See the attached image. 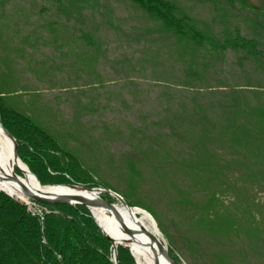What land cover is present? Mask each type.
I'll use <instances>...</instances> for the list:
<instances>
[{"label": "rangeland", "instance_id": "374dc122", "mask_svg": "<svg viewBox=\"0 0 264 264\" xmlns=\"http://www.w3.org/2000/svg\"><path fill=\"white\" fill-rule=\"evenodd\" d=\"M245 1L260 14L255 16L249 9L241 13L238 0L234 7L225 2L214 5L212 0H181V4L219 41L225 31L233 36L238 29L248 38L258 37L264 49V0ZM73 4L77 13L72 12V22L63 26L65 17H55L53 0H0V81L7 87L10 102L59 138L96 180L107 183L115 191L109 190L121 197L129 181L123 161L134 159L144 178L134 182L132 197L156 210L165 233L147 210L135 207L152 217L159 237L174 250L178 264H264L262 174L246 183L239 174L247 175L248 166L224 170L236 176L235 186L228 179L212 185L211 175L205 174V180H210L204 187L215 188L218 208L237 204L242 225L241 230L231 226L227 233L215 232L210 238L198 230L202 185L178 171L177 182L172 184L173 164H158L145 152L147 143L154 148L171 147L168 143L174 141V120H190L195 102L217 103L240 91L239 95L255 106L259 99L264 100V73L254 66L239 68L236 55L230 51L216 52L206 56L209 65L202 82L185 87L181 84L186 77L184 67L170 43L129 1L74 0ZM215 7L226 14L222 22ZM81 30L93 33L99 42V51L94 49L96 59L95 55L83 59L90 50L77 39ZM72 31L75 38H71ZM75 53L82 65L80 59L72 58ZM247 81L259 85L258 91L247 88ZM155 138H160V144H151ZM210 143L207 152L213 149ZM201 147L205 149L206 143ZM191 148L182 142L173 150L181 156L177 159H190L195 155ZM262 153L264 158V150ZM237 158L241 157L234 154L233 159ZM153 165H160L168 176L156 175ZM176 189L188 194L184 200L188 204ZM21 203L40 219L46 213L42 205ZM227 209L233 211V207ZM173 235L176 240L168 239Z\"/></svg>", "mask_w": 264, "mask_h": 264}, {"label": "trees", "instance_id": "16d2710c", "mask_svg": "<svg viewBox=\"0 0 264 264\" xmlns=\"http://www.w3.org/2000/svg\"><path fill=\"white\" fill-rule=\"evenodd\" d=\"M53 1H55V17H65L63 26L71 23L72 12L77 13L73 4L74 0ZM127 1L153 23L158 34L170 43L173 53L184 67L186 77L181 84L185 87L190 88L202 82V77L209 65L206 56L210 57L216 52L230 51L236 55L239 68L242 69L245 65L254 66L256 70L264 73V49L258 37L248 38L235 29L233 36L225 31L227 34H222L224 39L219 41L200 26L188 12L189 10L183 7L181 0ZM234 1L212 0L214 5L225 2L232 7H234ZM238 2L241 13L249 9L255 16L260 14L258 8L248 5L245 0H238ZM215 8L222 22L226 14L221 8ZM78 15L80 16L79 12ZM253 21L251 20L249 24L255 30L257 26ZM58 24L62 23H55V26ZM72 33L71 38H75L73 31ZM77 39L79 41L81 39L90 50L89 56L86 55L87 57L84 56L83 59L94 56L95 48L99 51L97 45L99 42L95 40L93 33L81 30ZM59 42L62 43V40ZM79 56L75 53L72 58L78 61L80 59L81 64ZM245 85L253 92L259 89V85L252 86L249 81ZM6 91L7 87L0 81V125L15 139L18 158L42 186L78 185L113 189L107 183L96 180L89 170L84 168V163L62 145L59 138L38 125L30 116L18 110L16 105L10 102V94ZM240 93L242 92L231 93L228 100L224 99L217 103L201 105L195 100L192 101L195 102L193 117L185 120L186 122L178 117L174 120V126L171 128L172 136L170 135L174 141L170 140L168 143L171 147L166 150L162 145L154 148L147 143L149 145L145 149L154 162L173 164L172 168L175 171L170 176L172 184L177 182L175 172L178 171L190 178L192 182L199 186L202 185L200 200L203 202L198 230L210 238L214 237L215 232L227 233L231 226L236 230H241L242 225L241 218L239 219L235 209L237 204L234 206L230 203L231 206L218 208L219 202L214 199L217 194L216 190H213L215 188L205 189L204 187L209 184V180L211 179L212 185H217V180L220 179L224 183L228 179L235 186L238 184L236 176L224 170H242L246 169V166L249 167L250 172L247 175L239 174L242 179L245 178L246 183L250 179L258 180L261 174L264 176V158L261 156L264 150V100L259 99L258 104L250 106L249 99L239 95ZM254 95L257 98L256 93ZM211 141L213 149L207 152ZM182 142L193 147L191 149L194 150L195 155H192L190 159H177L181 156L179 152L173 150V147ZM204 143H206L205 149L201 147ZM151 144H160V138H155ZM224 152L232 160L226 159ZM234 154L241 158L233 159ZM123 162L124 168L129 173V181L122 197L129 207L137 206L147 210L165 233L162 227L163 221L156 210L132 197L136 187L134 182L143 180V171L134 159L127 158ZM156 166L153 165V169L157 171L156 175L159 173L167 175L158 168L160 165ZM206 173L211 175L210 179L205 180ZM175 191L180 193L183 201L188 198L186 192L179 189ZM101 198L108 203H115L110 196L102 195ZM42 206L46 209V213H42L40 219L31 215L23 203L0 191V264H114L113 248L97 227L86 207L81 205ZM232 207L233 211L227 209H232ZM168 239L176 240V237ZM167 249L173 263L178 264L174 250L170 246ZM116 253L117 264H135L127 248L118 246Z\"/></svg>", "mask_w": 264, "mask_h": 264}, {"label": "bare ground", "instance_id": "6f19581e", "mask_svg": "<svg viewBox=\"0 0 264 264\" xmlns=\"http://www.w3.org/2000/svg\"><path fill=\"white\" fill-rule=\"evenodd\" d=\"M19 175L16 172H19ZM0 190L16 200L25 202L19 183L35 193H43L48 197H60L65 195L86 196L84 193L69 190L65 187H43L37 178L21 162L16 161L13 144L0 127ZM87 197V196H86ZM123 224L134 232L131 236L123 233L111 214L106 210L92 207V216L99 228L108 236L112 237L114 246L118 243L125 245L130 250L131 256L137 264H167L159 255L156 246L149 240L145 232L154 234L153 223L147 214L134 209H128L118 203L114 204Z\"/></svg>", "mask_w": 264, "mask_h": 264}, {"label": "water", "instance_id": "95a60500", "mask_svg": "<svg viewBox=\"0 0 264 264\" xmlns=\"http://www.w3.org/2000/svg\"><path fill=\"white\" fill-rule=\"evenodd\" d=\"M1 129L5 132V134L8 136V138L11 140L12 144H13V151H14V155H15V159L16 161H20V159L18 158V154H17V143L15 141V139L5 130L3 129V127L0 125ZM19 173H22L19 170ZM6 177H0V179L5 180ZM39 182V181H38ZM41 185V184H40ZM19 186L21 188L22 191V196L25 199V202H33V203H37V204H41V205H81L83 207H86L89 211L92 207L94 208H100L103 210H106L109 214H111V216L113 217V219L115 220V222L117 223V225L119 226V228H121V230L123 231L124 234L131 236L133 234V230L127 228L123 222L121 221L120 215L118 214L114 204L108 203L106 201H104L101 196L102 195H107L112 197L118 204L123 205L124 207H127L128 209H134V210H139L145 214H147L150 218V221L153 223V227H154V234H150L145 232V234L147 235V237L149 238V240L156 246L157 251L159 253V255L161 256V258L163 259V261H165L167 264H174L173 261L171 260L169 254H168V249L164 243V241L159 237V232L155 226V223L152 220V217L144 210L136 208V207H129L127 205V203L123 200V198L114 193L113 191L109 190V189H104V188H89V187H85V186H78V185H67V186H52V187H65L69 190H73L76 192H80V193H84L86 196H80V195H65V196H60V197H48V195L43 194V193H35L30 191L29 189L25 188L23 185H21L19 183ZM45 187V186H43ZM48 187V186H46ZM1 191V190H0ZM3 192V191H1ZM4 193V192H3ZM6 194V193H4ZM8 197L14 199L13 197H11L10 195L6 194ZM16 200V199H14ZM23 202V201H20ZM91 213V211H90ZM92 215V213H91ZM93 220L95 221L94 217L92 216ZM96 223V222H95ZM97 225V223H96ZM97 227L99 228V226L97 225ZM99 230L101 231V233L103 234V236L109 241V243L111 244V247L113 248V262L114 264H117V253H116V249L118 246H122L128 249L127 246L122 245L120 243H118V245L115 247L114 246V240L112 237L106 235L100 228ZM154 264H159V261L156 259Z\"/></svg>", "mask_w": 264, "mask_h": 264}]
</instances>
